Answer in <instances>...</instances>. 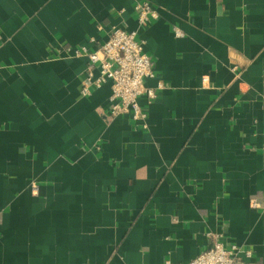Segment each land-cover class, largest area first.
<instances>
[{
  "label": "crops",
  "instance_id": "0c3cea01",
  "mask_svg": "<svg viewBox=\"0 0 264 264\" xmlns=\"http://www.w3.org/2000/svg\"><path fill=\"white\" fill-rule=\"evenodd\" d=\"M136 1L0 0V264H187L210 234L264 264V0H146L147 129L74 56Z\"/></svg>",
  "mask_w": 264,
  "mask_h": 264
},
{
  "label": "built area",
  "instance_id": "2783aa9c",
  "mask_svg": "<svg viewBox=\"0 0 264 264\" xmlns=\"http://www.w3.org/2000/svg\"><path fill=\"white\" fill-rule=\"evenodd\" d=\"M134 10L138 25L136 30H127L115 25L98 49L90 51L85 46L80 47L74 51V56L86 57L88 60L81 96L89 95L92 88L109 84L111 95L108 118L128 116L142 129H147V112L140 105L139 99L145 97L150 103L166 86L159 81L155 88L146 87L145 80L155 76L154 66L145 50L144 42L137 38L138 29L148 28L151 20L157 15L146 0L136 1ZM176 33L179 35L178 31ZM95 69L98 71L97 76L94 75ZM30 188L31 191H38L35 182L31 183ZM209 237L211 246L187 264H246L240 260L239 255L243 253L249 257V250L241 251L237 246H225L216 234H210ZM165 264L180 263L167 261Z\"/></svg>",
  "mask_w": 264,
  "mask_h": 264
}]
</instances>
